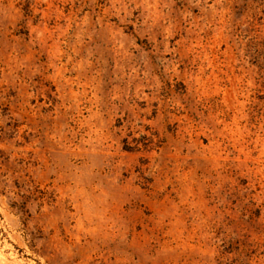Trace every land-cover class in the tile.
<instances>
[{"label": "rangeland", "instance_id": "obj_1", "mask_svg": "<svg viewBox=\"0 0 264 264\" xmlns=\"http://www.w3.org/2000/svg\"><path fill=\"white\" fill-rule=\"evenodd\" d=\"M0 264H264V0H0Z\"/></svg>", "mask_w": 264, "mask_h": 264}]
</instances>
